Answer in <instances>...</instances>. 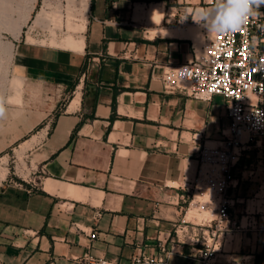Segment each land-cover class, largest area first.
<instances>
[{
    "label": "crops",
    "instance_id": "1",
    "mask_svg": "<svg viewBox=\"0 0 264 264\" xmlns=\"http://www.w3.org/2000/svg\"><path fill=\"white\" fill-rule=\"evenodd\" d=\"M89 1L82 51L61 45L67 32L53 35L50 14L38 22L48 6L62 21L74 17L80 0H34L15 43L25 99L19 132L0 153L30 143L29 167L42 182L0 186V264H76L88 252L135 264L136 254H158V242L169 252L166 264H203L205 253L209 264L261 262L264 212L242 204L262 184L264 140L245 153L229 192L234 213L213 236L218 211L194 213L186 182L204 143L219 142L230 124L226 99L164 89L168 67L198 52L190 38L150 36L164 30V16L149 26L134 14L137 5L147 12L168 0Z\"/></svg>",
    "mask_w": 264,
    "mask_h": 264
},
{
    "label": "built area",
    "instance_id": "2",
    "mask_svg": "<svg viewBox=\"0 0 264 264\" xmlns=\"http://www.w3.org/2000/svg\"><path fill=\"white\" fill-rule=\"evenodd\" d=\"M200 1L207 6L212 2ZM187 14L180 17L185 18ZM263 42L264 16L252 17L236 32L215 34L203 55L196 54L193 60L168 67L162 76L165 90L182 89L200 99L223 96L227 101L229 126L223 130V137L217 142L219 145L204 143L196 175L186 182L189 208L196 203L202 205L204 201L196 198V194H200L206 198L205 207L210 211L217 209L218 218L211 230L213 236H218L224 222L230 219L234 201L229 192L237 186L236 171L242 166L245 153L264 140ZM260 165L264 174V149ZM24 182L25 187L38 186L32 179ZM19 185L24 186V183ZM263 188L264 177L260 190ZM95 238L96 230L90 233V239ZM157 246L160 248L158 254H136L134 263L166 264L169 252L160 242ZM76 264L114 263L88 252L76 259ZM203 264H209L208 253H205Z\"/></svg>",
    "mask_w": 264,
    "mask_h": 264
},
{
    "label": "rangeland",
    "instance_id": "3",
    "mask_svg": "<svg viewBox=\"0 0 264 264\" xmlns=\"http://www.w3.org/2000/svg\"><path fill=\"white\" fill-rule=\"evenodd\" d=\"M163 7V16L165 20L161 28H164V30L168 28L178 30L182 28L186 29L190 24L195 25L197 29H199L198 32L200 36L195 38V40L193 39L191 44L195 46L199 56L203 55L207 51L210 40L215 34L209 36L207 29L199 25L201 21L199 16L196 15V9L208 6L200 0H168ZM33 8L34 0H0V102L3 103L6 110L4 118L0 119V149L8 144L12 137L19 132L15 122L17 121L18 114L22 113V111L18 109L22 108V103L25 99V88L23 80L20 78L24 72L23 63L18 56L19 54L15 43L19 40L21 27L26 22L28 13ZM39 9L40 5L36 4L35 10L38 12ZM49 9L48 6V8L39 12L38 22L50 14L49 18L51 23L55 24L54 27L50 28L53 35L56 34L57 28L67 32L64 39L65 41L61 43V45L66 47L65 44L67 41L76 37L75 35L77 33L75 30L78 29L82 23H86L84 11L80 5L79 11L74 17L69 15L66 21H62V16L58 14L59 10L57 8L50 10L51 12ZM183 13L189 14H187L185 18H181L180 15ZM151 25H153L152 22H149V26ZM149 29L151 30L152 28L150 27ZM164 30H152L153 32L150 33V36L162 34ZM51 43L57 44L55 38H53ZM30 137L31 135L27 138ZM36 139L38 138L36 137ZM22 142L23 141L16 144L13 143L0 153V166L6 169L5 175L0 174V186L10 181L14 183L21 182L23 179H32L38 186H41L42 177H39L40 173L29 167L30 163L26 157V150L30 147V143L21 145ZM207 144L211 146L219 145V143L216 142H207ZM256 193L257 195H255ZM256 193L245 192L243 194L245 196V201L242 205L244 209H248L249 212H264V188L262 190L258 189ZM196 198L204 202H202L201 206L197 203L193 205L194 213L203 211L206 216L211 217L213 210L210 211L204 206L206 198H202L200 194H196ZM232 213L234 212L232 211ZM246 220L247 219H245V221Z\"/></svg>",
    "mask_w": 264,
    "mask_h": 264
},
{
    "label": "clouds",
    "instance_id": "4",
    "mask_svg": "<svg viewBox=\"0 0 264 264\" xmlns=\"http://www.w3.org/2000/svg\"><path fill=\"white\" fill-rule=\"evenodd\" d=\"M264 0H212L210 6L196 10L199 25L212 34L223 35L236 32L252 17L264 16L259 9ZM5 108L0 102V119L5 116Z\"/></svg>",
    "mask_w": 264,
    "mask_h": 264
},
{
    "label": "bare ground",
    "instance_id": "5",
    "mask_svg": "<svg viewBox=\"0 0 264 264\" xmlns=\"http://www.w3.org/2000/svg\"><path fill=\"white\" fill-rule=\"evenodd\" d=\"M89 0H80V5L84 11V18H86V13L88 10V5H89ZM163 15H164V7L161 6L160 4H153L151 6H149L147 12L144 10V6L141 5H137L136 8V13L134 14V18L135 20H139L142 17H147V21L149 19V22H152V24H160L162 22L163 19ZM142 16V17H141ZM141 17V18H140ZM40 18V16H39ZM41 19V18H40ZM85 27H86V23L85 24H81V26L75 30V32L77 33L72 40L67 41V43L65 44V46L67 48L76 50V51H82L84 48V33H85ZM200 27V26H199ZM199 29H197V27L195 25L190 24V26L186 29H175L172 30L171 28L166 29L163 31L162 35H166V36H170V37H181V38H190V39H194L198 38ZM211 143H215V142H211ZM5 171L6 169L3 166H0V174H4L5 175ZM51 184L49 181H47L46 184V189H51ZM71 190V189H70Z\"/></svg>",
    "mask_w": 264,
    "mask_h": 264
},
{
    "label": "trees",
    "instance_id": "6",
    "mask_svg": "<svg viewBox=\"0 0 264 264\" xmlns=\"http://www.w3.org/2000/svg\"><path fill=\"white\" fill-rule=\"evenodd\" d=\"M256 264H264V259H263V260L261 259V262H260V260H259V262H258V258H257V262H256Z\"/></svg>",
    "mask_w": 264,
    "mask_h": 264
}]
</instances>
